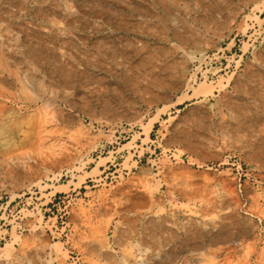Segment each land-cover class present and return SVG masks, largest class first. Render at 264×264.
<instances>
[{
    "label": "rangeland",
    "instance_id": "1",
    "mask_svg": "<svg viewBox=\"0 0 264 264\" xmlns=\"http://www.w3.org/2000/svg\"><path fill=\"white\" fill-rule=\"evenodd\" d=\"M0 264H264V0H0Z\"/></svg>",
    "mask_w": 264,
    "mask_h": 264
},
{
    "label": "bare ground",
    "instance_id": "2",
    "mask_svg": "<svg viewBox=\"0 0 264 264\" xmlns=\"http://www.w3.org/2000/svg\"><path fill=\"white\" fill-rule=\"evenodd\" d=\"M85 2V1H84ZM98 12V11H97ZM211 86L208 83H203L199 87H196L193 93L189 95L190 98H199L205 94V91L211 90ZM152 126L146 130L147 137H149V132Z\"/></svg>",
    "mask_w": 264,
    "mask_h": 264
},
{
    "label": "built area",
    "instance_id": "3",
    "mask_svg": "<svg viewBox=\"0 0 264 264\" xmlns=\"http://www.w3.org/2000/svg\"><path fill=\"white\" fill-rule=\"evenodd\" d=\"M226 61V60H225ZM201 74V76L203 75V73H200ZM207 75H209V74H207Z\"/></svg>",
    "mask_w": 264,
    "mask_h": 264
}]
</instances>
